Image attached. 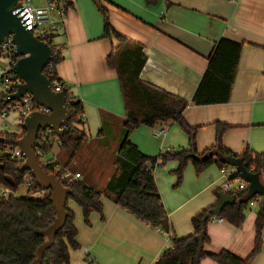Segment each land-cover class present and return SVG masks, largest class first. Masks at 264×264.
Returning <instances> with one entry per match:
<instances>
[{"label": "crops", "instance_id": "1", "mask_svg": "<svg viewBox=\"0 0 264 264\" xmlns=\"http://www.w3.org/2000/svg\"><path fill=\"white\" fill-rule=\"evenodd\" d=\"M70 1L73 5L66 11L65 28L54 37L63 56L57 74L84 103V123L78 127L88 138L81 154L74 158L75 168L66 172H81V178L94 187L100 180L102 190L119 173L116 158L124 138L125 108L118 73L107 62L119 41L102 37L104 21L95 0ZM110 2L103 4L115 30L144 46L147 60L141 78L190 101L184 116L191 126L198 127L199 153L215 144L217 122L230 126L223 144L234 154L246 148L264 152V0H166L154 6H147L145 0ZM222 38L244 43L230 101L195 105L192 98ZM10 122L2 124L9 128ZM173 124H156L154 128H168L160 136L153 134V127L141 125L129 139L148 156L176 146L188 148L189 136ZM68 152L57 142L43 161L57 163L59 171L66 164L60 159ZM105 158L114 164L110 173H106ZM187 169L184 182L177 188L176 176L159 168L154 172L169 214L168 230L136 218L104 195L103 212L93 211L86 222L82 207L73 200L77 206L69 208L75 214L80 247L71 250L70 264H154L171 246L168 232L177 236L191 233L193 216L216 203L215 190L226 181L216 164L198 175ZM251 206L255 210L247 213L239 227L226 220L209 223V252L227 250L247 258L256 240L258 207L257 203ZM203 264L219 263L206 258ZM252 264H264V230L261 251Z\"/></svg>", "mask_w": 264, "mask_h": 264}, {"label": "trees", "instance_id": "2", "mask_svg": "<svg viewBox=\"0 0 264 264\" xmlns=\"http://www.w3.org/2000/svg\"><path fill=\"white\" fill-rule=\"evenodd\" d=\"M160 1L166 0H145V3L147 6H154ZM103 2H110V0L96 2L104 21L102 37H115L119 41V45L108 55L107 62L108 66L118 73L125 108L124 138L116 158L119 173L114 175L102 190L92 186L84 178H75L78 171L67 179H61L62 183L70 189L68 200L72 199L82 207L85 221L89 222L93 211L103 212L102 196L104 195L136 218L154 227L168 230L169 214L154 172L157 166L164 165L170 160L178 161L177 168L173 170L177 178L176 187L183 182L184 170L188 163L193 165L197 174H201L214 164L220 168L228 166L217 159L216 153L242 158L249 171L256 172L260 178H263L264 152L258 153L246 148L241 154H234L223 144V135L230 128L228 124L217 122L215 144L201 153L197 151L198 127L191 126L184 116L190 101L141 78V72L147 60L144 46L127 39L115 30L110 21L109 11ZM72 5V1L67 0L64 6L65 11ZM243 45V42L228 38L220 40L192 98L193 104L201 106L230 101ZM53 51V59L44 69V73L52 84L55 81L63 83L62 91L67 99L70 119L63 126L62 136L47 130L40 131L38 157L47 174L60 177L67 173L70 164H73L74 158L79 155L87 141L88 135L84 129L78 127L79 124L84 123V103L81 98L74 96L67 84L58 77L57 65L63 60V56L61 51L55 49ZM4 107L6 102L2 101L0 112ZM166 121L179 124L189 136L188 148L170 149L157 156H148L129 139L132 131L141 125L154 127ZM24 135L23 129L20 133L0 132V137L5 139L3 142L0 141V186L11 189V193L6 196L0 194V264H34L39 257V248L47 241L44 231L56 218L52 190H43L31 171L25 167V161L11 158L8 153V149L16 146ZM57 142L71 152L69 161L59 171H56L57 163L44 164L41 161V158L49 153ZM78 173L82 176L81 172ZM26 182L27 195L17 196L20 186ZM30 182L31 185H29ZM42 191H44L43 197L35 196ZM215 193L216 203L193 216L191 220L193 231L185 236L174 234L171 246L162 252L154 264H203L206 258L219 264H252L261 251L263 241L264 201L262 197L257 195L247 199V190L230 192L218 188ZM222 193L235 194L238 202L225 205L218 217L236 227L241 226L246 220L251 202L257 203L255 246L247 258L238 257L227 250L215 253L206 249V244L210 241L208 225L213 218L211 212L218 205ZM66 210L68 216L64 227L56 234L54 243L44 250L37 264H70L71 250L80 247L77 240L78 229L74 223L75 214L68 203Z\"/></svg>", "mask_w": 264, "mask_h": 264}, {"label": "water", "instance_id": "3", "mask_svg": "<svg viewBox=\"0 0 264 264\" xmlns=\"http://www.w3.org/2000/svg\"><path fill=\"white\" fill-rule=\"evenodd\" d=\"M19 0H0V44L6 37L12 36L16 43L15 54L18 57L12 70L19 75L24 83L17 84L18 91L15 94L7 95V101L20 99L23 94H32L36 101L50 109V113L35 111L25 118L22 125L25 135L18 141L17 145L23 151L25 167L31 171L38 185L43 190H52V200L56 210L55 221L44 231L47 241L39 248V257L34 262L37 264L46 248L50 247L56 234L64 227L68 211L66 205L70 189L67 188L61 179L54 174H47L42 167L36 149L40 145L38 139L40 131L51 128L55 134H64L63 126L70 119V112L67 108L65 93L53 90L52 83L44 69L53 59V48L48 43L34 36L31 28L29 11L21 5L17 6ZM63 5L67 0H58ZM99 2L100 0H95ZM6 101V102H7ZM0 137V141H4ZM216 157L222 163L233 165L239 171V175L249 183L247 199L253 196H261L264 201V183L260 175L251 172L244 165L242 158L237 156H226L216 153ZM238 202L235 194L222 193L218 205L212 210L211 215H220L223 207L227 204Z\"/></svg>", "mask_w": 264, "mask_h": 264}, {"label": "built area", "instance_id": "4", "mask_svg": "<svg viewBox=\"0 0 264 264\" xmlns=\"http://www.w3.org/2000/svg\"><path fill=\"white\" fill-rule=\"evenodd\" d=\"M21 5L29 11L31 18V28L34 36L38 39L48 43L52 46L53 50L60 51V47L55 44L54 37L61 33L65 28V15L66 11L64 6L58 0H47L45 5L39 6L34 4V0H19L17 6ZM16 43L12 36L5 38L3 43L0 44V58L7 59V63L0 65V103L7 101V95L15 94L18 91L17 84L24 83V80L17 75L12 67L16 64L18 57L15 54ZM63 83L55 81L52 84L53 90L61 91L63 89ZM35 111H41L50 113V109L40 105L35 97L30 93H25L20 99H11L6 102V107L0 112L1 122L9 123L8 119L10 115L15 114V123L22 126L25 122V118ZM168 128H154L152 129L155 136L164 135ZM48 132H54L51 128L47 129ZM37 154L38 148L36 149ZM8 153L11 158H17L25 161L23 151L18 145L8 149ZM46 164V161H43ZM160 163V161H158ZM222 176L226 179L222 189L224 191L236 192L241 190H248L249 183L240 177L239 171L233 165L221 167ZM71 173H64L59 178L67 179L71 176ZM75 178H81L82 176L77 172ZM233 178V179H232ZM264 183V177L261 178ZM237 182V184H235ZM31 185V182L29 183ZM11 193L9 187L0 186V194L6 196ZM232 194V193H231ZM36 197H43L44 191L35 194ZM256 202H251V205ZM213 221H222L223 219L214 215ZM173 232H168V239L171 240Z\"/></svg>", "mask_w": 264, "mask_h": 264}, {"label": "rangeland", "instance_id": "5", "mask_svg": "<svg viewBox=\"0 0 264 264\" xmlns=\"http://www.w3.org/2000/svg\"><path fill=\"white\" fill-rule=\"evenodd\" d=\"M43 1H45V0H34V4L35 5H41L42 3H43ZM0 62H2L3 64L4 63H7V59H4V58H0ZM15 118H16V115H11L10 116V120L9 121H11L10 122V124H9V128H6L5 127V125H3L2 124V122H1V120H0V132L1 133H4V132H10V133H20V132H22V126H19L17 123H15ZM173 123H175V122H173ZM179 125V124H178ZM177 125V126H178ZM173 126H176V123H175V125L173 124ZM179 127H180V125H179ZM4 128H6L7 130L5 131L4 130ZM180 130L183 132V133H185L183 130H182V128L180 127ZM183 147H179V146H176L175 148H172V149H175V150H179V149H182ZM55 149H56V146H55ZM84 150V149H83ZM81 152H82V150H80V152H79V154H81ZM166 151H164V152H162V153H165ZM70 154H71V152L69 151L68 152V155H67V157H65V158H63V159H60L62 162H65V163H67V161H68V156H70ZM157 155V154H156ZM159 155V154H158ZM46 159V156H43L42 158H41V161H43V160H45ZM105 162H104V165H105V168H106V173H110L112 170H113V163L112 162H110V160L107 158H105V160H104ZM75 164H77V163H75ZM75 164H70V168H75ZM177 166H178V161L177 160H170V161H168L166 164H164V165H159V166H157V168H159V169H162V170H164L165 172H167V173H170L172 176H174L175 177V174L173 173V169H175V168H177ZM188 167H190V168H192V170L195 172V174L196 175H198L197 174V172L195 171V169H194V167H193V165L191 164V163H188V165L185 167V170H184V176H183V182H184V179H185V177H186V174H187V172H188ZM110 171V172H109ZM75 172H77V171H75ZM97 174V172L95 171L94 172V176H95V179H96V175ZM99 179V178H98ZM177 180V179H176ZM99 182H100V180H98L97 181V183H96V187L97 188H99V189H101L102 188V186H100V184H99ZM176 184V183H175ZM174 184V186L176 187V185ZM174 187V188H175ZM178 187V186H177ZM176 187V188H177ZM27 193H28V184H27V182L26 183H24V184H22L21 186H20V188H19V190H18V192H17V196H19V197H24V196H26L27 195ZM77 206V204L76 203H74V201L72 200V199H70L69 201H68V206L69 207H71L72 208V206ZM253 210H255V206H250L249 208H248V211H247V213L248 212H250V211H253ZM213 221V220H212ZM211 221V222H212Z\"/></svg>", "mask_w": 264, "mask_h": 264}]
</instances>
